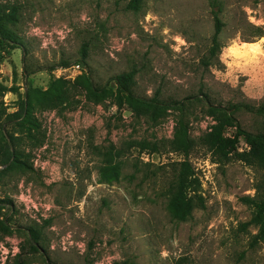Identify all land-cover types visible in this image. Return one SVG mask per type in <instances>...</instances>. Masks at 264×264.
<instances>
[{
    "label": "rangeland",
    "instance_id": "rangeland-1",
    "mask_svg": "<svg viewBox=\"0 0 264 264\" xmlns=\"http://www.w3.org/2000/svg\"><path fill=\"white\" fill-rule=\"evenodd\" d=\"M133 1L0 0L23 46L0 37V264H264L242 201L264 114L231 110L264 100V0ZM133 70L152 103L118 88Z\"/></svg>",
    "mask_w": 264,
    "mask_h": 264
},
{
    "label": "trees",
    "instance_id": "trees-1",
    "mask_svg": "<svg viewBox=\"0 0 264 264\" xmlns=\"http://www.w3.org/2000/svg\"><path fill=\"white\" fill-rule=\"evenodd\" d=\"M140 0H134L132 3L136 4ZM9 10V11H8ZM18 6H10V8H6V6L3 3H0V37L1 41L4 42V44L9 49H16V48H22L23 46L20 45V40L18 36L12 32L6 25L5 21L8 20H14L16 19V14H18ZM215 21V32L212 39V44L208 50V61L207 65H213L215 64L214 60H216L219 57V54L222 51V45L220 43V35L223 31L224 23L221 20V18L215 14L214 17ZM263 31L259 30L257 36L262 35ZM85 61L84 58L82 60ZM66 67L68 66V63H65ZM135 71H129V72H123L119 75H117L114 79L116 84L118 85V88L127 94L129 98L132 100H137L139 102H143L145 104H150L153 102V99H147V98H139L134 93V86L136 85V78H135ZM29 104V102H27ZM26 103L24 102L23 108L20 109L18 112H15L14 117H17L19 119H22L25 116V111L27 110ZM247 110L254 114H264V100L259 106L252 105V104H234L231 107V110L238 111V110ZM231 117V116H230ZM248 143L250 145V150L248 152L247 156V162L250 165H254L257 167H260L264 170V132L263 133H256V134H248L247 135ZM12 145L8 142L6 146L0 145V166H9L11 162L14 161V157L16 155H19L17 150H13ZM183 165H188L187 162H184ZM180 183V181L178 182ZM255 194L253 196H245L242 198V201H244L246 204H248L250 207H253L254 214L252 221L259 225L260 230V238L262 241H264V176L257 182L255 185ZM174 200L171 202V210L174 214L181 215L180 217H184V215L187 213L188 208L191 210L190 204L186 203L185 200H183L182 191L179 189L175 194ZM3 202V201H2ZM5 203V202H4ZM33 233H35L34 230H32ZM31 234L30 237V251L29 253H40L43 249L40 247V245L34 241L36 238L34 234ZM44 254V253H43Z\"/></svg>",
    "mask_w": 264,
    "mask_h": 264
}]
</instances>
